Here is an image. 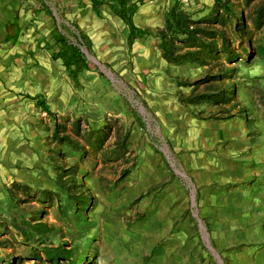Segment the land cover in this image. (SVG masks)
I'll return each mask as SVG.
<instances>
[{
	"label": "rangeland",
	"instance_id": "obj_1",
	"mask_svg": "<svg viewBox=\"0 0 264 264\" xmlns=\"http://www.w3.org/2000/svg\"><path fill=\"white\" fill-rule=\"evenodd\" d=\"M178 2L200 39L179 43L180 53L200 51L203 61L184 63L220 121V144L263 148L264 0H230L232 18L213 0ZM62 31L75 42L72 27ZM90 56L111 76L90 61L85 75L98 82L77 90L83 104L73 110L58 111L52 94V116L11 103V141L0 147V264H264V152L244 167L222 165L219 176L194 172L197 229L173 147L156 134L151 147L141 144L143 99L153 94L146 74L126 50L119 67ZM175 83L170 96L181 103L186 81Z\"/></svg>",
	"mask_w": 264,
	"mask_h": 264
},
{
	"label": "crops",
	"instance_id": "obj_2",
	"mask_svg": "<svg viewBox=\"0 0 264 264\" xmlns=\"http://www.w3.org/2000/svg\"><path fill=\"white\" fill-rule=\"evenodd\" d=\"M167 6L165 0L147 1L134 15L135 25L151 31L163 28ZM71 23L76 24L90 39L93 51L105 66L113 64L119 67L126 50L132 54L135 60L133 66H137L138 73L146 74L141 80L153 94L143 99L148 111L145 113L148 123L144 122L145 116L141 120L149 137L141 135L146 137L141 144L151 147L153 143L150 138L156 134L162 140L163 147H173L172 154L179 157L182 176L187 183V188L184 187L182 191L187 192L189 198V220L192 219L196 228L201 229L196 219L197 215H201L200 209L196 207L192 195L195 199L200 198L201 189L194 172L208 168L209 173L204 176H219L218 170L222 165L229 167L234 164L240 168L249 162H258L264 147L220 144L224 138L220 135V121L212 117V108L199 101L201 96L197 95L194 83L189 80L193 77L189 65L168 62L159 49L157 38L137 40L129 47L126 26L107 4L93 10L89 0H0V147H8L11 141L12 131L4 121L11 114L12 102L16 103V108L23 105V101L35 106L29 97L40 96L49 105L52 94L51 101H55L58 111H71L83 104L81 98L83 100L84 97L76 95L78 91L61 61L53 59L56 51L53 32L56 28L61 29V26L63 30L72 27L75 31ZM99 38L105 40L103 48L99 46ZM110 49L112 52L108 53ZM120 67L122 70L123 66ZM87 72L79 76L83 90L87 89L86 83L98 82L96 78L86 76ZM133 80H136L134 75ZM180 80L186 81L187 90L182 92V102L177 103L170 94L177 91L172 82L176 85L175 82ZM224 133L227 134L226 131ZM240 157L244 163H235ZM188 187L192 189L188 190ZM213 194V190L208 193L214 201Z\"/></svg>",
	"mask_w": 264,
	"mask_h": 264
},
{
	"label": "trees",
	"instance_id": "obj_3",
	"mask_svg": "<svg viewBox=\"0 0 264 264\" xmlns=\"http://www.w3.org/2000/svg\"><path fill=\"white\" fill-rule=\"evenodd\" d=\"M93 10L107 4L112 13L118 17L128 30L127 45L130 47L133 42L137 40H145L148 37L157 38L159 40V49L161 50L164 58L170 63H183L186 61H203L202 58L197 57L200 51H193L180 53L181 47L179 43H194L200 42L198 38L199 29L193 27L189 15H186L180 10L178 0H171L165 12V24L161 29L156 31L143 30L137 27L134 23V15L138 12L139 8L147 1L151 0H89ZM216 8L221 9L229 17H234L230 0H213ZM75 32H71L75 42L70 40L61 29L56 28L53 32L54 46L56 51L53 53V59L60 60L62 66L67 72V76L73 83L75 90L82 88L79 76L85 72L90 71L91 62L83 53L82 48L93 55V46L90 39L81 32L76 24L71 23ZM201 44V43H200ZM103 76L102 73H100ZM36 108L41 109L45 114L50 116L54 115L46 100L40 96L29 97ZM45 256L48 258L56 259L55 251L51 249L45 250Z\"/></svg>",
	"mask_w": 264,
	"mask_h": 264
},
{
	"label": "water",
	"instance_id": "obj_4",
	"mask_svg": "<svg viewBox=\"0 0 264 264\" xmlns=\"http://www.w3.org/2000/svg\"><path fill=\"white\" fill-rule=\"evenodd\" d=\"M82 51H83V53L86 55L87 59H88L89 61H91L93 64L97 65V66L99 67V69H100V70H101V71H102L107 77H110V76H111L110 73H107L106 71H104V66L101 65L100 63H98V62L95 60V58L91 57V56L88 54L87 51H85V50H82Z\"/></svg>",
	"mask_w": 264,
	"mask_h": 264
}]
</instances>
